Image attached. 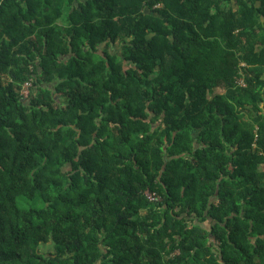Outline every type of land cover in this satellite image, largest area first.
<instances>
[{
    "label": "trees",
    "instance_id": "trees-1",
    "mask_svg": "<svg viewBox=\"0 0 264 264\" xmlns=\"http://www.w3.org/2000/svg\"><path fill=\"white\" fill-rule=\"evenodd\" d=\"M0 264H264V0H0Z\"/></svg>",
    "mask_w": 264,
    "mask_h": 264
},
{
    "label": "built area",
    "instance_id": "built-area-1",
    "mask_svg": "<svg viewBox=\"0 0 264 264\" xmlns=\"http://www.w3.org/2000/svg\"><path fill=\"white\" fill-rule=\"evenodd\" d=\"M240 85H244V81L241 80L240 82ZM30 86V84H27L26 85V88L24 89V94L27 95L28 94V87ZM147 196L150 200L152 201H158V200H161V197L159 195H157L156 193H152V192H148L147 193Z\"/></svg>",
    "mask_w": 264,
    "mask_h": 264
},
{
    "label": "rangeland",
    "instance_id": "rangeland-1",
    "mask_svg": "<svg viewBox=\"0 0 264 264\" xmlns=\"http://www.w3.org/2000/svg\"><path fill=\"white\" fill-rule=\"evenodd\" d=\"M115 49H119V48L115 47ZM45 249L49 250V249H51V247L49 245H47V246H45Z\"/></svg>",
    "mask_w": 264,
    "mask_h": 264
}]
</instances>
